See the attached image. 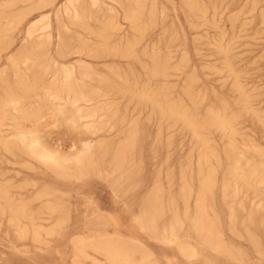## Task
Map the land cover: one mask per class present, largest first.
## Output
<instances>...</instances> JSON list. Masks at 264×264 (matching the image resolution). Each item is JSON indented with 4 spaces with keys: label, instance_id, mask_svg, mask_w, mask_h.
<instances>
[{
    "label": "rangeland",
    "instance_id": "374dc122",
    "mask_svg": "<svg viewBox=\"0 0 264 264\" xmlns=\"http://www.w3.org/2000/svg\"><path fill=\"white\" fill-rule=\"evenodd\" d=\"M82 4L85 26L66 11L68 0H0V113L9 144L0 141V264H113L112 254L97 250L109 241L128 248L122 264H264V181L254 174L246 185L230 173L249 161L264 165V0ZM39 40L43 47L33 49ZM23 51L32 58L23 61ZM66 66L89 93L79 104L101 106L98 133L81 125L66 91L58 99L45 93ZM19 74L37 87L18 107L4 105L10 89L21 92ZM168 105L204 123L208 149L218 156L209 163L217 186L205 204L227 251L193 227L208 173L206 165L199 173L205 146L165 112ZM210 112L231 120L234 151ZM22 130L71 157L84 142L103 141L86 167L67 169L57 157L34 155ZM228 178L236 192L223 191ZM153 212L156 236L140 223ZM171 227L174 242L162 238Z\"/></svg>",
    "mask_w": 264,
    "mask_h": 264
},
{
    "label": "bare ground",
    "instance_id": "6f19581e",
    "mask_svg": "<svg viewBox=\"0 0 264 264\" xmlns=\"http://www.w3.org/2000/svg\"><path fill=\"white\" fill-rule=\"evenodd\" d=\"M91 1H92V4H95L97 2V0H91ZM129 1H134V0H129ZM41 2H43V1H40V3ZM66 11L72 13V18L76 21L75 23H78L81 26L87 25L85 22V20L87 18H85V16H84L85 15L84 14L85 7L82 4V0H68V5H66ZM133 17H134L133 18V26H137V22H136L137 17L136 16H133ZM104 26H106L105 28L107 29L108 27L112 26V22H109L107 24L105 23ZM35 31H36V29L35 30L32 29L29 31L28 34L31 36L34 34ZM102 32H105V31H102ZM0 33H2L1 30H0ZM101 35L102 34H100V36ZM44 43H45L44 40L37 41L35 43V45L33 46V49L43 47ZM107 46H108V44H107ZM107 46H101L100 50L105 51V52L113 51L114 54L118 53V51H119L118 48H109ZM131 49H132V43H131V45L128 46L126 54L131 53ZM221 49H222V47H221ZM223 49H224V47H223ZM21 54H22L21 59L23 61H27L28 59L32 58V53H30L28 51H25V52L23 51ZM227 66L230 68L231 71H233L232 63L227 64ZM155 67H158V63L155 65ZM73 77H74L73 76V68L70 66L64 67V70L62 71L59 79L57 80V84L50 86L48 89H46L45 93L49 94V95H54V98L58 99L59 97H61V91H66L68 93V98L70 99L72 105L75 108V113H76L77 119L82 122L81 125H84L86 128V131L90 134L98 133L99 130L101 129L100 125H102V121L100 119H98L99 115L97 114V112H98L97 110L100 109L101 106L99 108H96V109H91V108L89 109V108L84 107L81 104H79L81 99H83V97L89 95V93L86 92L83 85H81L80 83H75L73 81ZM17 82L20 83L21 92H15L14 90L10 89L7 92L6 98L4 100V103H5L4 105H12L15 108L18 107L17 105H19L21 97L26 96L31 90H33L37 87V85L31 84L30 81L24 80V78L22 76H20V74L18 75V81ZM236 86L238 89H240V90L242 89V86L240 83H237ZM61 103H62L61 101L56 102L57 105H59ZM243 109L247 110V111L251 110V107H250V104H249L247 98L244 99V101H243ZM4 112L5 111H3L2 114L0 113V141L3 142L4 145L7 147V145H9L8 141H6V139L4 138V136L2 134L3 133L2 126L5 124V119L7 117ZM165 112L178 116L186 125L191 127L194 130L198 140L200 142H202L203 146H205V149H204L203 153L201 154L200 162L202 164H200L201 166L199 167L200 168L199 173L200 174L204 173L203 165H206V168L208 169V173H207L205 179L203 180V182H201V184L199 185L201 192L203 191V194H202V196H199V200H198V204H197L198 211L196 213V216L192 218V224H193V227H194L195 231L197 232V234L202 236L203 240L205 242L209 243L212 247H214V249H216L218 251H222V250L227 251L226 245L223 243L222 238L219 236V234H220L219 231L216 229V226H214V223L210 219L209 213L206 212V204H205L206 194L211 193L213 195L214 194L213 191L217 186L216 169L212 168L209 163H210L211 159L218 158V156L215 153V151L208 149L210 144L208 142L207 137L204 136L203 131H202V129L204 127V123H201L197 117L190 115L187 110L180 109L179 107L174 106V105H168L167 110ZM210 114H211V116H210L211 122L210 123L217 126V127H220L222 129L226 130V132L230 135V150L234 151L235 147H234V144L232 142L234 139L233 137L235 134V128L233 127L231 120L226 118L225 115H223L219 112H210ZM85 118H91L93 120V122L87 123V122H85V120L84 121L81 120V119H85ZM20 135H21V137L30 139V142L28 144H25V145L34 147V149L32 150V153L34 155H36L40 158H48V157L56 158L57 157V160L61 161L65 165V168H67L66 167L67 164L71 163L73 165L72 167H75L76 169H80V170L82 169V167H84V166L86 167L87 163L90 160V157L93 155V153L95 151L96 146L99 145L100 143H102V141H103V139H101L100 141L99 140L86 141L83 143L84 148L81 151H79L76 155L71 157L69 155L59 154V152L57 150L49 148L46 145L41 144L39 138L33 133H31V135H29L31 137H28L26 132L22 130V131H20ZM229 157H233V155H230ZM231 160H234V158H231ZM237 162H241V160L240 161L237 160ZM262 163H263V161L259 160V161H249L243 167H241V165H240V167H238V165H233L230 173L232 175H235L236 177L242 179L246 185H252L251 179H252L254 174L257 178L260 179V181H264V165H262ZM67 173H70L69 170L67 171ZM222 185H223V191L224 192H230V193L232 191L236 192L237 186H238L235 182H233L232 178L225 179L223 181ZM9 208H11V207H9ZM159 210H162V208L156 209L157 212ZM156 214H157L156 212H153L151 214H144L140 219L141 225L144 228L148 229L149 231H152V233L154 232V234L157 233V231H156V229H154L155 223L152 222V220L155 219ZM171 235L176 236L175 227H173V228L171 227V229L169 230V235L167 233V234L163 235L162 238L167 240V241L169 240V241L174 242V238H172V237L169 238V236H171ZM155 236H156V234H155ZM155 236H153V237H155ZM167 238H169V239H167ZM181 248L183 251H185V252L187 251L189 254L195 253L194 251H189V249L185 248L184 245H181ZM97 250L100 252L102 251V252L107 253V254H112L111 256H109L110 257L109 259L111 262H113V264H122L121 258H123L124 254H125L122 252L123 251H129L128 248L123 247L122 245L121 246L117 245L111 241H109L103 247L98 248ZM83 254H85V253H83Z\"/></svg>",
    "mask_w": 264,
    "mask_h": 264
}]
</instances>
